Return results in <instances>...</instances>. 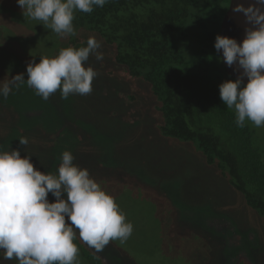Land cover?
<instances>
[{
    "label": "rangeland",
    "instance_id": "1",
    "mask_svg": "<svg viewBox=\"0 0 264 264\" xmlns=\"http://www.w3.org/2000/svg\"><path fill=\"white\" fill-rule=\"evenodd\" d=\"M220 1L205 0L202 7L216 11ZM197 10L193 16L205 20L203 9ZM195 22L191 18L187 27L189 52L177 44L188 65V54H196ZM74 29L75 36L62 38L23 15L17 0H0V82L18 74L27 80L29 63L54 58L70 41L82 40L73 47L80 48L94 37L103 53L102 60L90 55L86 62L98 73L88 95L62 99L57 91L45 101L25 82L7 99L0 97V151L30 156L34 168L45 174H57L62 153L69 151L73 163L115 198L133 225L131 236L111 241L101 252L83 242L104 264H238L240 259L264 264V218L246 206L215 166L205 164L194 145L161 137L148 85L119 77L111 48L86 28ZM207 76L221 100L219 86L234 80L224 70ZM245 124L264 159V127ZM21 137L27 138L26 146L19 143ZM53 198L49 193L48 200ZM0 264L18 260L4 259L0 250Z\"/></svg>",
    "mask_w": 264,
    "mask_h": 264
},
{
    "label": "clouds",
    "instance_id": "2",
    "mask_svg": "<svg viewBox=\"0 0 264 264\" xmlns=\"http://www.w3.org/2000/svg\"><path fill=\"white\" fill-rule=\"evenodd\" d=\"M106 2L17 0L23 15L43 22L62 38L77 34L75 11L91 13L93 6L103 7ZM256 5L264 6V0L233 9L243 13L253 26L245 30L242 43L218 35L214 44L217 52L222 50L229 67L238 64L243 69L235 81L219 86L222 102L235 110L236 124L241 128L246 121L264 127V10ZM100 48L101 43L90 37L85 47L61 49L54 58L40 57L39 63L28 64L27 80L18 74L0 82V97L7 99L13 88L19 89L25 82L45 101L57 91L62 99L88 95L98 73L85 65L90 55L103 59ZM19 143L26 146L28 140L21 137ZM30 159L22 158L18 150L0 151V250L4 259H16L18 264H76L77 234L96 252L111 241L124 242L131 236L133 225L126 222L115 198L102 190L87 169L73 163L69 151L62 153L57 174L36 170ZM49 193L55 197L54 203L49 202Z\"/></svg>",
    "mask_w": 264,
    "mask_h": 264
},
{
    "label": "trees",
    "instance_id": "3",
    "mask_svg": "<svg viewBox=\"0 0 264 264\" xmlns=\"http://www.w3.org/2000/svg\"><path fill=\"white\" fill-rule=\"evenodd\" d=\"M204 1L107 0L103 7L93 6L91 13L75 11L73 26L97 34L111 48L119 77L148 85L157 103L153 120L160 136L194 145L205 164L215 166L246 206L264 218L263 156L252 143L250 128L236 124V114L221 102L215 84L207 78L211 70H224L214 44L230 0H221L216 11L202 7ZM196 9H203L205 20L198 13L193 16ZM191 18L197 20L199 31L193 37L196 54L190 58L187 53L188 65L179 47L189 52ZM74 243L79 248L76 264H104L79 236ZM238 264L251 263L240 259Z\"/></svg>",
    "mask_w": 264,
    "mask_h": 264
},
{
    "label": "water",
    "instance_id": "4",
    "mask_svg": "<svg viewBox=\"0 0 264 264\" xmlns=\"http://www.w3.org/2000/svg\"><path fill=\"white\" fill-rule=\"evenodd\" d=\"M253 4H256V0H230L229 7L222 19L218 35L232 38L235 39L238 43H242V41L246 37L245 30L247 28H252L253 26L247 22L246 17L243 13L235 12L233 11V9H235L237 5H243L245 8H247L249 5ZM256 6L262 7V10H264V6ZM218 54L226 75H228L231 79L235 81L238 77L242 75L243 69H241L238 64H234L232 67H229L223 61L222 50L221 52H218ZM243 83L244 85H246L247 77L243 78Z\"/></svg>",
    "mask_w": 264,
    "mask_h": 264
}]
</instances>
